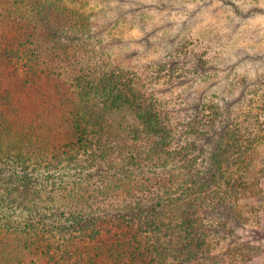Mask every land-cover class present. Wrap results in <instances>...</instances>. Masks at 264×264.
<instances>
[{"label": "trees", "instance_id": "1", "mask_svg": "<svg viewBox=\"0 0 264 264\" xmlns=\"http://www.w3.org/2000/svg\"><path fill=\"white\" fill-rule=\"evenodd\" d=\"M75 1L0 0V264H258L264 90L176 95L206 52L109 54Z\"/></svg>", "mask_w": 264, "mask_h": 264}, {"label": "rangeland", "instance_id": "2", "mask_svg": "<svg viewBox=\"0 0 264 264\" xmlns=\"http://www.w3.org/2000/svg\"><path fill=\"white\" fill-rule=\"evenodd\" d=\"M75 4L99 13L91 21L106 25L104 39L109 54L120 56L124 51L138 49L141 53L132 55V61L145 64L171 52L178 54L180 47L189 53L206 52L207 63L200 72L209 73L205 76L208 82L191 85L190 79H185L187 86L179 85L173 90L176 95L233 96L244 88L264 90V82H258L264 81V0H76ZM92 28L98 29L95 24ZM141 37L144 40L137 42ZM183 69L187 70L188 64ZM2 86L12 90L14 84L6 75V79H0V89ZM15 94L16 101L21 102L20 93ZM22 101L25 105L20 107L21 115L28 112L32 117L31 110L44 108L45 101H37L33 94ZM28 121L34 129L35 120ZM41 121L47 125L38 132L42 137L59 132L55 130L60 123L57 118ZM262 163L264 166V149ZM235 235L240 241L260 247L258 264H264V217L259 226L240 227Z\"/></svg>", "mask_w": 264, "mask_h": 264}]
</instances>
